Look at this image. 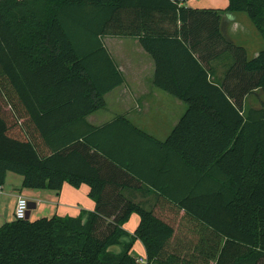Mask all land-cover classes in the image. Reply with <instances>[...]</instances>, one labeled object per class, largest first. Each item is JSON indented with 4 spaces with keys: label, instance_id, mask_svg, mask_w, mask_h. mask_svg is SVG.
Listing matches in <instances>:
<instances>
[{
    "label": "trees",
    "instance_id": "1",
    "mask_svg": "<svg viewBox=\"0 0 264 264\" xmlns=\"http://www.w3.org/2000/svg\"><path fill=\"white\" fill-rule=\"evenodd\" d=\"M183 2L0 0V188L9 173L30 190L87 185L96 204L86 222L82 212L0 226V264H141L136 241L148 264H264V108L244 109L247 96L264 92V50L249 59L224 35L221 11ZM223 12L247 14L264 39V0H229ZM107 36L138 37L157 63L156 86L189 106L165 143L123 117L99 129L87 123L124 83ZM170 45L177 73L167 80L159 51ZM218 60L224 80L212 73ZM118 126L128 134L104 136ZM150 144L161 159L145 157ZM133 177L183 211L194 233L179 236L125 199L119 188ZM133 214L132 243L112 253Z\"/></svg>",
    "mask_w": 264,
    "mask_h": 264
},
{
    "label": "crops",
    "instance_id": "2",
    "mask_svg": "<svg viewBox=\"0 0 264 264\" xmlns=\"http://www.w3.org/2000/svg\"><path fill=\"white\" fill-rule=\"evenodd\" d=\"M182 6L200 11H221V26L224 35L237 46L244 47L249 59L256 58L264 50H254V57H249L248 45L240 38L242 35L250 34L252 22L249 23L250 19L247 14L223 12L229 6V0H184ZM240 19L244 22L246 30L241 28ZM102 41L122 73L124 83L105 95L106 107L86 117L87 123L99 129L111 124L119 117H123L149 137L165 143L187 114L189 106L176 96L156 86L157 63L143 48L138 37L107 36L103 37ZM174 47L172 45L166 46L163 48L166 50L159 51L161 66H163V68L161 67L163 73H160V77H165L167 80H171V76L177 73V66L174 68L170 66L171 59L177 61L175 56L178 53ZM222 64L221 60L210 62L211 67L214 68L212 73L215 74V77L224 80L225 68L222 67ZM178 70L180 71V69ZM248 97H246L244 104L246 112ZM105 133V137L118 138L122 133L128 134V130L118 126L107 129ZM144 152H146L145 157L147 156L151 160L162 158V152L159 148H155L151 144L146 146ZM143 173L150 175L147 169L143 170ZM14 175L9 173L6 184L0 188V226L5 224L2 223L5 208L9 207L11 214L14 215L18 197L26 198L24 195H28L29 199H26L31 205V212L28 215L29 221H34L35 217L36 220L51 219L53 218L52 215L77 217L85 212L83 220L86 222L89 214L94 212L96 208L95 202L89 196L90 188L87 185L78 189L65 185L60 193L49 190H30L23 188L21 176L18 178ZM117 182L123 181L117 179ZM130 185V187H120L118 192L125 199L137 203L147 210H153L159 217L169 222L175 228L176 233L178 232L177 229L185 222L192 224L191 219L186 217L183 211L178 210L173 204L165 200L162 194L152 186L140 181L137 177H133ZM113 201L115 200L110 198L106 202ZM13 221L15 218L9 219V222ZM139 222L140 217L133 214L123 227L128 235L122 238L120 245L110 248L112 253L118 255L132 243V236ZM192 228L194 229V227ZM137 246L139 250L134 252ZM140 249H142L141 252ZM131 255L138 262L140 260L147 262L145 248L140 241L133 244Z\"/></svg>",
    "mask_w": 264,
    "mask_h": 264
},
{
    "label": "rangeland",
    "instance_id": "3",
    "mask_svg": "<svg viewBox=\"0 0 264 264\" xmlns=\"http://www.w3.org/2000/svg\"><path fill=\"white\" fill-rule=\"evenodd\" d=\"M240 20L242 22V19H240ZM249 23L251 24V21H249ZM241 28L243 30L247 29L244 22H242ZM246 35L247 36L242 35V38H240V39H241V41H244V43H246L248 45L247 48H248L249 57L253 58L254 57L253 56L254 50L264 49V39L261 36L260 32H258V30L254 27L253 24L251 25L250 34L248 33ZM246 108H247V111L251 108H256V109L264 108V92L261 90H258L253 95L249 96L247 99ZM14 176L18 177V175H14ZM18 178H20V177H18ZM24 196L27 199H29L28 195H24ZM31 203H33V202H31ZM52 217H54V215H52ZM13 218H15V216L11 214L10 208L6 207L5 212L3 214L2 223H8L9 219H13ZM34 219H35L34 221H37L36 217ZM192 227H194V226L191 223L188 224L187 222H185L181 227H179L177 229V231H178L177 234L179 236H183V235H186V234H189L192 232L194 233V230ZM138 248H139L138 246L135 247L134 252H137L139 250ZM141 250L142 249H140V252H141ZM122 253H120V254H122Z\"/></svg>",
    "mask_w": 264,
    "mask_h": 264
},
{
    "label": "built area",
    "instance_id": "4",
    "mask_svg": "<svg viewBox=\"0 0 264 264\" xmlns=\"http://www.w3.org/2000/svg\"><path fill=\"white\" fill-rule=\"evenodd\" d=\"M29 211H30V203H29V201L26 198H24L23 196H19L16 208H15V213H14L15 220H18V221L27 220ZM139 263L148 264L144 260H140Z\"/></svg>",
    "mask_w": 264,
    "mask_h": 264
},
{
    "label": "water",
    "instance_id": "5",
    "mask_svg": "<svg viewBox=\"0 0 264 264\" xmlns=\"http://www.w3.org/2000/svg\"><path fill=\"white\" fill-rule=\"evenodd\" d=\"M31 212V205H30V211H29V213ZM29 215V214H28ZM29 219V216L27 217V220Z\"/></svg>",
    "mask_w": 264,
    "mask_h": 264
}]
</instances>
